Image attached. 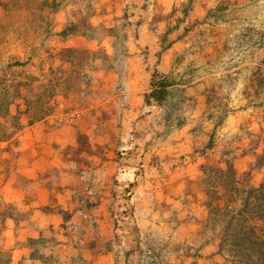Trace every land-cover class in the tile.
<instances>
[{
  "label": "rangeland",
  "instance_id": "rangeland-1",
  "mask_svg": "<svg viewBox=\"0 0 264 264\" xmlns=\"http://www.w3.org/2000/svg\"><path fill=\"white\" fill-rule=\"evenodd\" d=\"M196 13V17L192 15ZM71 23L80 24L86 34L65 42L52 36L63 24ZM151 32L173 48L169 74L176 84L170 87L165 103L145 105L137 112L139 120L143 118L141 124L125 128L123 112L111 109L109 101L115 86L109 76L107 83H102L100 75L119 74L121 95L128 88L148 90L152 68L141 61L149 59V48L155 46ZM70 48L80 50L75 71H70L71 56L75 55L67 51ZM263 58L264 0H0V96L1 91H12L18 81H30L32 97L37 100L46 86L54 85L52 99L57 106L49 118L62 126L96 117V126H89L95 128V138L121 135L108 146L118 160L124 156L123 147L130 145L122 138L126 134L131 136V145L144 148L148 166L161 165L167 149L163 142L186 124L193 106L188 100L194 97L186 90L192 87L193 95L205 103L207 114L199 127L209 131V139L214 133V147L206 151L205 163L225 166L224 160L233 158L247 179L252 156H264ZM94 102L98 107L87 106ZM23 105L19 98L13 112ZM85 135L83 132L80 137L81 147L90 156L81 159L92 167L93 143ZM245 154L249 158L245 159ZM217 231L208 227L202 234L207 240L190 237L183 248L178 238L141 239L132 247L126 264H225V257L218 253L196 260L189 246L217 243ZM11 244L8 236L1 237L0 214V264ZM24 264L31 261L26 259Z\"/></svg>",
  "mask_w": 264,
  "mask_h": 264
},
{
  "label": "crops",
  "instance_id": "crops-1",
  "mask_svg": "<svg viewBox=\"0 0 264 264\" xmlns=\"http://www.w3.org/2000/svg\"><path fill=\"white\" fill-rule=\"evenodd\" d=\"M192 15L196 17L197 13ZM152 24L148 26L150 30ZM158 36L151 32L150 39L155 46L151 51L149 48L148 62L145 59L141 65L154 68L157 63L158 69L169 73L173 48L163 52L158 60L162 44ZM141 65H138L139 70L143 71ZM100 76L105 84L109 76L111 86H115L111 88L109 101L111 109L123 112L121 124H125V128L141 124L143 118L139 120L137 112L145 108V93L150 91L151 77L147 81L148 90L128 88L121 95L117 88L119 74L101 73ZM186 91L194 96L188 100L193 106L186 124L163 142L167 149L161 165L148 166L149 156L144 148L131 145V136L126 134L122 138L130 145L123 147L124 156L118 160L108 146L112 147V142H117L121 135L95 138V128L89 126H96V117L94 121L83 119V122L62 126L46 118L25 124L13 137L0 140L1 237L12 239V244L6 248L11 253V264L29 259V237L57 239L55 248L59 261L53 264H122V254L141 239L183 240L199 234L208 216L201 171L208 153L200 148L208 142L209 131L199 127L206 114L205 103L203 105L202 99L193 95L196 92L193 93L192 87ZM195 97L197 101L193 102ZM94 103L87 106L98 107V103ZM83 132L93 143L91 156L95 165L92 167L81 159L90 156L81 147ZM244 158L249 155L245 154ZM235 165L240 173L238 163ZM254 177L259 179L260 176ZM128 185H132L134 191V208L117 223L112 210L122 202L119 196ZM8 207H14L18 215L26 218L8 217ZM65 217L67 227L62 230ZM214 246L209 244L206 250L209 252ZM34 264L43 263L34 260Z\"/></svg>",
  "mask_w": 264,
  "mask_h": 264
},
{
  "label": "trees",
  "instance_id": "trees-1",
  "mask_svg": "<svg viewBox=\"0 0 264 264\" xmlns=\"http://www.w3.org/2000/svg\"><path fill=\"white\" fill-rule=\"evenodd\" d=\"M86 31L78 23H71L58 31L57 36L60 39H68L74 35H84ZM163 39L161 50L158 52V60L163 52L170 48V44L165 43ZM71 54L70 71H75L74 67L80 65L77 54L80 50L68 49ZM148 60H146V63ZM264 65V58L262 59ZM19 65V63H17ZM156 66L152 68L150 79V91L145 93V103L147 106H157L165 103L168 99L169 88L176 84L175 79L169 73L163 72ZM150 67V66H149ZM78 74V71H77ZM2 81V79H1ZM25 90L26 92H24ZM54 90V91H53ZM48 99L42 103L46 93ZM34 89L29 81H18L13 85V90H7L4 93L1 91L0 96V140H7L13 137L17 132L23 129L26 125H31L35 122L53 116L57 106L55 96V86L49 85L45 87V91L39 95L37 100L33 99ZM32 94V95H31ZM24 101V105L19 107L18 112L14 113L12 106L17 100ZM41 103V104H40ZM26 119L24 123L23 120ZM214 134V133H213ZM210 139L203 148V152L214 147V137ZM251 151V149H250ZM225 166L216 165L213 163H204L201 165L203 181L207 194L206 207L208 209L207 219L202 223V228L199 234L193 236L199 240H205L202 235L206 228L218 230L216 241L217 243L212 250H206L210 242L205 241L200 244L191 243L192 255H195L196 260L205 255L213 253L222 254L225 257V264H264V156L253 157L249 162V177H242L238 172L235 161L230 158L224 160ZM259 175L256 179L254 175ZM119 196L122 202L115 206L112 210L115 221L122 220L126 214H129L134 208V191L132 185H128ZM8 217L18 219V215L14 207H8ZM63 222L62 230L67 227ZM169 239V238H166ZM207 240V239H206ZM209 240V239H208ZM56 238L47 240L45 237H29L28 245L31 247L29 259L31 264L34 260H41L43 264H53L59 261V254L56 253L55 242ZM180 247L186 246V239L181 240ZM207 251V252H205ZM3 252H1L2 255ZM7 257L3 264H11V253L5 252ZM213 254V255H215ZM124 258L123 264L129 261L132 256V248L122 254ZM24 259L21 264H24Z\"/></svg>",
  "mask_w": 264,
  "mask_h": 264
},
{
  "label": "built area",
  "instance_id": "built-area-1",
  "mask_svg": "<svg viewBox=\"0 0 264 264\" xmlns=\"http://www.w3.org/2000/svg\"><path fill=\"white\" fill-rule=\"evenodd\" d=\"M79 115V114H78ZM60 120H62V119H60Z\"/></svg>",
  "mask_w": 264,
  "mask_h": 264
}]
</instances>
